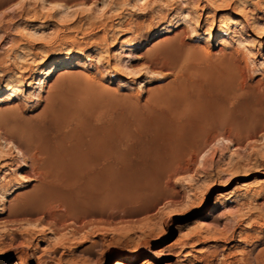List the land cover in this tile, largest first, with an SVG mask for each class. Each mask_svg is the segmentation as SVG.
Wrapping results in <instances>:
<instances>
[{
	"label": "rangeland",
	"instance_id": "374dc122",
	"mask_svg": "<svg viewBox=\"0 0 264 264\" xmlns=\"http://www.w3.org/2000/svg\"><path fill=\"white\" fill-rule=\"evenodd\" d=\"M89 127L138 171L65 220L47 154ZM118 260L264 264V0H0V264Z\"/></svg>",
	"mask_w": 264,
	"mask_h": 264
},
{
	"label": "bare ground",
	"instance_id": "6f19581e",
	"mask_svg": "<svg viewBox=\"0 0 264 264\" xmlns=\"http://www.w3.org/2000/svg\"><path fill=\"white\" fill-rule=\"evenodd\" d=\"M65 60L70 62L68 57ZM12 86L5 85L4 91L14 92ZM110 132L103 128L89 127L86 132L77 135L76 141L73 144L71 142L72 145L61 144L47 154L46 172L41 179L44 185L42 184L41 195L36 197L41 202L38 201L39 204L45 207V202L49 205L51 201L57 203L56 207L60 206L64 210H59L66 212L65 220L78 213L112 208L116 191L129 182L138 169H134L124 159L120 165H115L116 147ZM31 202L36 205V202ZM36 207L38 208L37 205ZM64 214L61 216L62 220ZM114 264H123V261L118 260Z\"/></svg>",
	"mask_w": 264,
	"mask_h": 264
}]
</instances>
